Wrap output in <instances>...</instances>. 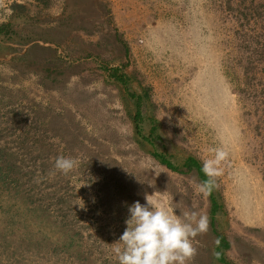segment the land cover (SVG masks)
Instances as JSON below:
<instances>
[{"label": "rangeland", "instance_id": "374dc122", "mask_svg": "<svg viewBox=\"0 0 264 264\" xmlns=\"http://www.w3.org/2000/svg\"><path fill=\"white\" fill-rule=\"evenodd\" d=\"M0 175V264H118L156 193L209 218L187 264H264V0H0Z\"/></svg>", "mask_w": 264, "mask_h": 264}, {"label": "clouds", "instance_id": "9594fccd", "mask_svg": "<svg viewBox=\"0 0 264 264\" xmlns=\"http://www.w3.org/2000/svg\"><path fill=\"white\" fill-rule=\"evenodd\" d=\"M209 152L211 155L202 160L201 170L206 179L196 186L204 195L218 188L217 180L223 175V164L229 156L223 146L211 148ZM78 164L75 158L60 156L54 167L68 175ZM156 197L157 193L146 194L145 205L136 201L129 206L126 230L113 244L118 264H187L197 255L193 240L209 230L208 216L194 210L177 215Z\"/></svg>", "mask_w": 264, "mask_h": 264}, {"label": "bare ground", "instance_id": "6f19581e", "mask_svg": "<svg viewBox=\"0 0 264 264\" xmlns=\"http://www.w3.org/2000/svg\"><path fill=\"white\" fill-rule=\"evenodd\" d=\"M256 197V196H254ZM249 206H251L252 208H250ZM261 203H250L247 206H245V210L244 211L247 215H248V220H250L251 218L256 217L259 213H260V209L264 208L263 206H261Z\"/></svg>", "mask_w": 264, "mask_h": 264}, {"label": "trees", "instance_id": "16d2710c", "mask_svg": "<svg viewBox=\"0 0 264 264\" xmlns=\"http://www.w3.org/2000/svg\"><path fill=\"white\" fill-rule=\"evenodd\" d=\"M201 174H203V173L201 172ZM4 177L5 176L0 175V182L6 181ZM203 178H204V180L206 179V177H204V175H203Z\"/></svg>", "mask_w": 264, "mask_h": 264}]
</instances>
